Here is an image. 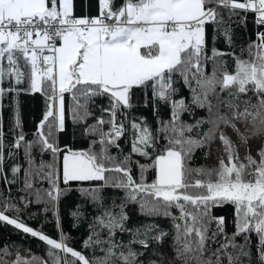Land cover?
Segmentation results:
<instances>
[{"label":"snow or ice","instance_id":"snow-or-ice-1","mask_svg":"<svg viewBox=\"0 0 264 264\" xmlns=\"http://www.w3.org/2000/svg\"><path fill=\"white\" fill-rule=\"evenodd\" d=\"M249 12L255 38L237 45L233 25L246 26ZM208 25L224 49L210 45ZM262 28L264 0H98L95 16H76L74 0H0V180L8 193L0 191V222L47 246L45 259L4 244L0 264H264ZM137 90L155 129L132 113ZM21 93H40L45 108L28 139L15 101L6 143L3 100ZM66 95L86 148L60 143ZM217 143L215 165L192 166L198 150L207 160ZM17 184L19 203L11 196ZM106 188L123 190L119 203ZM70 191L92 209L83 250L60 227L59 202ZM32 203L52 212L58 239L21 220L19 205ZM129 203L170 219L171 230L155 222L129 227ZM224 205L234 210L231 233L213 214ZM71 216L79 221L85 211L77 205ZM169 237L171 255L163 250Z\"/></svg>","mask_w":264,"mask_h":264},{"label":"trees","instance_id":"trees-1","mask_svg":"<svg viewBox=\"0 0 264 264\" xmlns=\"http://www.w3.org/2000/svg\"><path fill=\"white\" fill-rule=\"evenodd\" d=\"M120 0H117L119 3ZM74 14L76 16L87 15H96L98 14V0H74ZM241 16L245 15L243 12L240 13ZM253 14L249 12L247 14V23L246 26L237 27L233 25L234 29V40L237 45H245L249 38L254 39V30L255 26L253 24ZM213 26H207V35L209 39L210 45L214 44L215 47L224 49L226 47L224 39L222 37H218L213 40ZM261 30H264L262 28ZM232 61L229 59V65L231 66ZM211 71V66L208 68ZM7 83L5 87H7ZM181 89L180 95L187 97L189 95L188 90L185 86L180 83L176 85ZM19 102L20 116L23 124L24 131L28 134L27 138L31 139V133L35 131L36 125L38 121L42 118V114L45 108V100L44 97L40 93L35 94H25L21 93L18 97H13L12 94H8L5 96L3 100V119H4V130H5V141L6 143H10L12 139V133L9 129L13 124L14 117V106L15 101ZM143 95L140 90L136 91L135 94V102L140 106L132 109V113L136 116H145L148 119L149 124L153 129L156 127V118L153 116L151 107L145 108L143 107ZM66 103V127L65 131L60 134V143L63 146L67 144L73 148H86L88 146V140L81 134L82 129L79 125H74L70 119V106L71 100L70 97L66 95L65 98ZM97 104L106 103L105 99L97 98ZM195 116L200 117L204 116L206 113L200 109H194ZM99 113L97 112V115ZM160 115L167 119L169 116V110L166 106L161 108ZM184 120L192 122L191 118L186 114L183 117ZM91 123V121H89ZM126 139V138H125ZM121 145L124 147L125 152L129 150V146L124 143V140L120 141ZM218 143L212 146L213 152L209 159H203V150H198L193 157L192 166L198 167L201 165L213 166L217 163V153L216 149L218 147ZM115 152V149H113ZM7 155V149H6ZM49 157L46 155L45 159ZM134 159H139V157H134ZM18 162L24 164L23 153H20L18 158ZM141 162H145L141 160ZM12 164V161L6 160L5 163V171L8 172L9 168ZM134 175L136 171L134 170ZM149 177L151 178V173H149ZM9 178H11L9 173ZM47 186V185H45ZM63 186V185H62ZM22 184L12 185L11 186V196L13 198H17L16 202L19 203L18 197L22 195L21 192L18 191V188H22ZM73 188L76 185H72ZM0 191H4L5 195H7V190L4 188L3 181L0 180ZM106 197H110L111 199H116L117 203H119L120 198L124 196L123 190L106 188L104 191ZM80 205L82 210L85 211V217L81 218L79 221L75 220L71 216V212L76 210V206ZM23 211L19 213V216L23 222L27 225L33 227L34 229L41 230L45 234L49 235L52 238H59V233L56 227V220L51 211L45 213L43 211L44 204H29L27 208H24L23 204L19 205ZM92 209L91 206L86 203V201L81 197L78 191H70L62 196L59 202V213H60V227L63 232L70 237L69 245L76 248L77 250L82 249V242L88 235V224L90 222V213ZM130 220L128 222V226H139L146 222H155L159 224L162 228L171 230V220L163 217H147L141 215L139 212V208L137 204L129 203L126 209ZM233 207L231 205H224L223 207H218L213 209V214L220 216L223 215L226 221V230L231 233L234 231V225L232 223L233 219ZM10 217H15L16 213L13 211H8L6 213ZM124 239H128L127 236ZM256 236L253 234L252 241L253 245L256 243ZM4 244H10L18 247L21 252H25L26 250H30V252L36 256L46 257L47 246L44 242L40 241L38 238H33L29 234H25L22 230L16 229L12 225H8L5 222H0V247ZM172 244L171 237H169L163 244V250L168 254H172V248L170 245ZM86 251V250H85ZM253 253H255V247H253ZM69 259L71 257L69 256Z\"/></svg>","mask_w":264,"mask_h":264},{"label":"built area","instance_id":"built-area-1","mask_svg":"<svg viewBox=\"0 0 264 264\" xmlns=\"http://www.w3.org/2000/svg\"><path fill=\"white\" fill-rule=\"evenodd\" d=\"M96 15H98V14H96ZM89 16H95V15H89Z\"/></svg>","mask_w":264,"mask_h":264}]
</instances>
